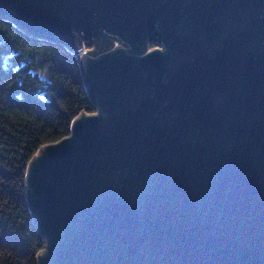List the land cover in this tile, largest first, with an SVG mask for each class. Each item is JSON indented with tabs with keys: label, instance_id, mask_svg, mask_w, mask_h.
Wrapping results in <instances>:
<instances>
[{
	"label": "water",
	"instance_id": "1",
	"mask_svg": "<svg viewBox=\"0 0 264 264\" xmlns=\"http://www.w3.org/2000/svg\"><path fill=\"white\" fill-rule=\"evenodd\" d=\"M0 16L75 51L97 107L29 163L38 264H264V0H0Z\"/></svg>",
	"mask_w": 264,
	"mask_h": 264
},
{
	"label": "trees",
	"instance_id": "2",
	"mask_svg": "<svg viewBox=\"0 0 264 264\" xmlns=\"http://www.w3.org/2000/svg\"><path fill=\"white\" fill-rule=\"evenodd\" d=\"M83 111L97 107L77 53L0 16V264H38L46 242L29 201L28 166L43 145L70 135Z\"/></svg>",
	"mask_w": 264,
	"mask_h": 264
},
{
	"label": "rangeland",
	"instance_id": "3",
	"mask_svg": "<svg viewBox=\"0 0 264 264\" xmlns=\"http://www.w3.org/2000/svg\"><path fill=\"white\" fill-rule=\"evenodd\" d=\"M86 42V45H85V47H84V49H86V50H88V49H93L94 47H93V43H91V42H87V41H85ZM88 44H90V45H88ZM92 46V47H91ZM79 57V56H78Z\"/></svg>",
	"mask_w": 264,
	"mask_h": 264
}]
</instances>
